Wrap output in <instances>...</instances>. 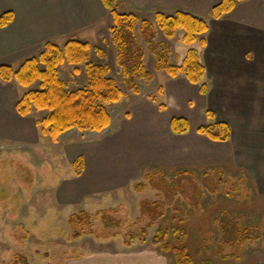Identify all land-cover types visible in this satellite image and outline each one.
Instances as JSON below:
<instances>
[{
    "label": "crops",
    "instance_id": "crops-1",
    "mask_svg": "<svg viewBox=\"0 0 264 264\" xmlns=\"http://www.w3.org/2000/svg\"><path fill=\"white\" fill-rule=\"evenodd\" d=\"M219 1L117 0L119 12L171 14L180 10L205 19L208 30L199 36L204 43L198 38L182 54L180 49L177 53L171 50L170 62L180 65L186 51L195 48L205 68L203 81L208 90L202 94L199 85L183 74L171 77L165 73L156 92L167 103L134 95L137 100L131 110L119 119L111 116L104 130L73 128L60 134L56 142L49 141L64 148L72 169L76 159L83 160L80 174L72 172L62 181L57 192L60 205L72 207L85 195L129 187L141 178L149 163L200 175L224 164L264 194V0H237L231 11L213 18L211 9ZM6 11H12L13 19L0 26V64L16 68L37 55L47 41L59 45L70 39L88 42L91 56L101 47L99 43L109 38L105 47L113 51V19L101 0H0V15ZM30 89L0 78V146L32 150L42 143L37 110L23 116L16 108L19 97ZM207 110L214 118L207 117ZM173 117L187 120L185 133H173ZM213 121L229 125L227 141L213 140L197 131L200 125ZM90 255L91 259L86 255L69 258L68 264H90V260L99 264H165L163 255L149 247L101 250Z\"/></svg>",
    "mask_w": 264,
    "mask_h": 264
},
{
    "label": "rangeland",
    "instance_id": "rangeland-1",
    "mask_svg": "<svg viewBox=\"0 0 264 264\" xmlns=\"http://www.w3.org/2000/svg\"><path fill=\"white\" fill-rule=\"evenodd\" d=\"M135 14L139 21L128 49L131 55L142 53V62L152 74L150 80L142 77L135 80L137 92L126 89L127 80L114 44L113 51L105 47L109 38L103 40L105 44L99 43L105 55L93 50L89 56V61L109 66V75L124 92L120 101L107 106L114 120L131 110L137 100L134 95L152 96L167 103L156 92L166 72L154 69L152 62L156 60L151 47L163 41L170 47V53L180 49L182 54L187 46L182 41V30H177L172 38L165 37L155 21V13ZM142 20L152 26L154 37L149 38L150 42L142 36ZM58 72L68 89L87 85L84 63L74 66L65 62L59 65ZM37 87L38 82L31 85L32 89ZM45 114L46 111L35 112L39 119ZM40 138L42 143L32 150L16 145L0 146V264H13L18 254L25 255L30 264H68L69 258L84 255L90 258L95 251L137 246L156 249L165 258V264H174L172 251H161L150 242L159 223L169 229L167 242L186 246L194 264H264V194L252 188L247 177L238 176L234 168L220 164L207 175H200L149 163L133 185L85 195L80 204L71 207L60 205L57 197L62 181L73 172L65 150L57 144L50 145L52 140L46 135L41 134ZM139 183L144 184L141 192L135 189ZM150 202L164 204L157 210L162 213L158 218L149 216ZM81 211L86 213L83 225L69 223V216ZM221 216L226 220L227 216L233 217L232 222L238 220V226L247 229L241 246L221 241L222 231L217 224ZM181 222L188 235L179 243L170 227ZM76 233L78 237L74 236Z\"/></svg>",
    "mask_w": 264,
    "mask_h": 264
},
{
    "label": "trees",
    "instance_id": "trees-1",
    "mask_svg": "<svg viewBox=\"0 0 264 264\" xmlns=\"http://www.w3.org/2000/svg\"><path fill=\"white\" fill-rule=\"evenodd\" d=\"M101 1L113 19V24L110 27L112 42L117 51L118 63L127 80L126 89L137 92L138 89L135 84L137 78L142 77L146 80L152 78L151 72L147 71L142 62V53L140 51L138 53L133 52L134 54L131 55L128 49L129 44L133 41L132 31L139 18L132 12H119L117 0ZM236 2L237 0H220L212 7L211 16L213 18L221 17L231 11ZM12 19V11L2 13L0 26L7 25ZM155 21L167 38H172L177 30H182V41L187 45H191L198 38L203 44L204 39L199 36L208 30L205 19L180 10L171 14L157 12ZM141 26L143 29L142 36L146 38L147 42H150V39L154 37L150 22L142 20ZM95 51L100 55H105V52L98 47L95 48ZM151 51L156 60L155 70H163L171 77L183 74L188 81L199 85L202 94L207 93L208 85L203 81L205 68L200 62L198 51L195 48H189L186 51L180 65H174L170 62V47L163 41L154 43ZM90 52V45L85 41L70 39L63 45L47 41L37 55L25 59L16 68L10 64H0V78L3 81L15 80L23 87H29L38 82L36 89H30L19 97L16 108L23 116L29 115L33 110L46 111L47 114L37 120V125L41 134L48 136L54 142L57 141L60 134L73 128L79 131L94 132H100L107 128L111 122V115L107 106L120 101L124 95L122 88L109 75L110 68L108 65L89 61ZM65 62L74 66L84 63L88 80L86 86L76 89L66 87L58 72L59 65ZM160 106L164 107V105ZM206 114L208 118H214L211 111L207 110ZM170 123L175 134L185 133L188 130V122L184 117H173ZM197 131L218 141H227L231 134L229 125L222 121L200 125ZM72 166L74 174L79 175L83 168L82 158L76 159ZM181 172L186 174L188 170ZM144 176L149 175L144 173ZM135 189L140 192L143 191L144 184L135 185ZM150 205L148 214L151 218H158L162 215L157 210L164 204L150 202ZM221 211L227 213L224 210ZM85 216L86 213L81 211L79 214H71L68 220L69 223L77 222L79 225H83V217ZM224 216L217 219L218 229L222 231L221 241L241 246L245 242L243 237L247 233L245 231L247 229L240 228L236 223L238 220L232 222L233 217L227 216L229 219L226 220ZM170 228L179 243L188 235V229L182 222ZM168 231L169 229L163 223H159L150 242L161 251H172L174 264H194L186 246H172L167 242ZM74 236L78 237L79 233ZM13 264L30 263L25 255L18 254Z\"/></svg>",
    "mask_w": 264,
    "mask_h": 264
}]
</instances>
